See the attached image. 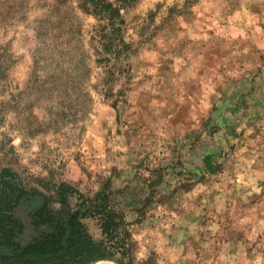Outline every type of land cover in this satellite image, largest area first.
I'll return each mask as SVG.
<instances>
[{
	"label": "rangeland",
	"instance_id": "obj_1",
	"mask_svg": "<svg viewBox=\"0 0 264 264\" xmlns=\"http://www.w3.org/2000/svg\"><path fill=\"white\" fill-rule=\"evenodd\" d=\"M109 1L117 54L82 0H0V167L112 190L137 263L264 264V0Z\"/></svg>",
	"mask_w": 264,
	"mask_h": 264
},
{
	"label": "trees",
	"instance_id": "obj_2",
	"mask_svg": "<svg viewBox=\"0 0 264 264\" xmlns=\"http://www.w3.org/2000/svg\"><path fill=\"white\" fill-rule=\"evenodd\" d=\"M84 7L104 19L101 38L106 50L127 47L121 34V7L109 0H82ZM118 34V35H117ZM118 36V37H117ZM44 193L27 186L10 166L0 167V264H94L113 260L137 263L133 258V236L124 211L113 192L103 189L93 196L60 181ZM77 194V200L71 198ZM30 203L27 220L18 215L22 204ZM98 223L101 237L88 230L87 219Z\"/></svg>",
	"mask_w": 264,
	"mask_h": 264
},
{
	"label": "bare ground",
	"instance_id": "obj_3",
	"mask_svg": "<svg viewBox=\"0 0 264 264\" xmlns=\"http://www.w3.org/2000/svg\"><path fill=\"white\" fill-rule=\"evenodd\" d=\"M103 263L104 264H114L113 262H110V261H104Z\"/></svg>",
	"mask_w": 264,
	"mask_h": 264
}]
</instances>
